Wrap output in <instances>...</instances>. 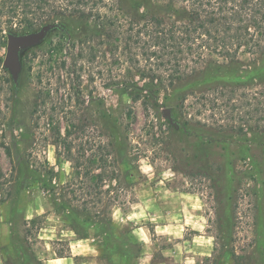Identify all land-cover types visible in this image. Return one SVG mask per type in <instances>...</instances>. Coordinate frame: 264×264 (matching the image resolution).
<instances>
[{
	"label": "rangeland",
	"instance_id": "1",
	"mask_svg": "<svg viewBox=\"0 0 264 264\" xmlns=\"http://www.w3.org/2000/svg\"><path fill=\"white\" fill-rule=\"evenodd\" d=\"M63 23L77 29L81 20L69 16ZM2 32L0 221L11 239L4 264L29 263L20 243L44 262L72 254V238L77 235L56 211L60 199H54L52 186L59 194L61 186L68 183L66 191L77 185L70 178L71 162L59 154L57 128L64 134L71 129L73 149L84 145L87 155H101V145L110 141L120 150L123 163L116 178L106 179L105 197L113 202L117 227L147 231L149 243L137 264H216L217 194L229 191L232 184L238 187L235 249L250 252L257 264H264V147L250 141L251 132L240 134L242 128L264 125L260 110L264 89L258 79L246 82L241 72L218 77L213 67L198 75L206 64L197 65L194 73L192 65L187 70L191 84L163 89L159 106L146 108L124 89L125 84L141 86L148 78L141 76L142 71H150L155 63L146 59L145 42L112 52L110 43L95 38L92 47L66 43L56 52L52 49L62 36L54 29L42 43L22 52L15 84L3 61L8 34L31 31L8 32L5 26ZM254 58L240 55L245 64ZM170 106L189 126H170L165 114ZM255 163L260 174L251 179L246 175ZM157 224L170 225L174 232H158ZM142 228L138 237L147 239ZM94 238L90 247L78 248L86 254L73 257L76 264L92 258L93 264H128L119 254L123 239L105 232Z\"/></svg>",
	"mask_w": 264,
	"mask_h": 264
},
{
	"label": "trees",
	"instance_id": "2",
	"mask_svg": "<svg viewBox=\"0 0 264 264\" xmlns=\"http://www.w3.org/2000/svg\"><path fill=\"white\" fill-rule=\"evenodd\" d=\"M69 16L81 20L77 29L63 23ZM49 23H56L49 32L55 29L62 36L52 49L56 52L63 50L66 43L72 47L77 42L91 46L95 38L110 43L112 52L126 47L132 49L135 43L145 42L148 49L146 59L150 63L155 61V66L152 65L148 72L142 71L141 76L148 78L141 86L125 84L124 89L130 99L141 100L146 108L159 106L163 89L178 90L191 84L193 77L190 78L187 70L192 65L191 73H194L200 67L197 65L206 64L199 69L198 75L211 67L218 77L227 73L239 76L241 72L246 82L258 79L264 89V0H0L1 34H5L2 32L5 26L8 32L14 29L25 32ZM242 54L256 58L245 64L240 59ZM50 56L52 59L53 53ZM159 69L164 72L158 73ZM260 110L264 112V90ZM165 114L172 128L178 129L181 124L189 126L188 121L182 123L177 119L173 106L167 108ZM248 132H251L249 139L252 143L264 147V125L249 131L240 129L242 135ZM57 135L56 144L62 147L59 154L71 162L70 178L77 186L63 191L69 187L67 183L60 187L62 192L59 194L55 185L52 186L54 199H60L56 211L66 217L77 238L96 237L105 232L117 240L123 239L119 254L128 259V264H136L141 244L129 231L120 229V233H116L113 202L105 197L109 191L104 188L106 179L116 178L117 167L123 163L120 150L110 141L101 145V155L95 152L87 155L84 145L79 144L73 149L76 143L71 129H66L64 134L57 128ZM109 167H112L111 174L108 173ZM247 172L246 176L251 179L255 174L259 176L258 164H253ZM237 190L238 187L232 184L229 191L217 194L216 264H257L253 254H240L235 249L237 212L234 202ZM75 200H82L81 205L73 204ZM20 246L28 264L45 263L23 243Z\"/></svg>",
	"mask_w": 264,
	"mask_h": 264
},
{
	"label": "crops",
	"instance_id": "3",
	"mask_svg": "<svg viewBox=\"0 0 264 264\" xmlns=\"http://www.w3.org/2000/svg\"><path fill=\"white\" fill-rule=\"evenodd\" d=\"M122 219L124 220V217H122ZM156 229L158 232H162L164 233H170V232H174L173 228L170 225H162V224H157L155 225ZM142 227H137L135 228L133 231H131V234L134 235V237L136 238V241L139 242L141 244V254L143 255V253H145V245H147L149 243V236H147V231L145 230V228H142L143 230V234H146V238H142V237H138L140 235V232L138 231L139 229H141ZM160 228V229H159ZM121 229V227H117L116 229V233L119 234V230ZM71 232L73 234L74 231L71 230ZM150 232V231H149ZM143 235V236H144ZM142 238V240L140 239ZM10 235L9 233H7V231H5L4 229V224L2 221H0V264H4V262L8 259L7 257V247L10 244ZM95 240L94 237H90V238H77V236H74L72 238V242L74 243L73 248H72V256H65V257H61L60 260L56 259V258H50L48 259V261H46L44 264H76V261L73 257L82 254V252L85 253V251H78V248L84 247V248H88L91 245H93V241ZM86 254V253H85ZM141 254L139 257H141ZM172 255L174 256V253H172ZM138 257V258H139ZM95 259V258H94ZM93 258L90 260V262H82L81 264H93ZM139 260V259H138ZM97 263V261H96ZM164 263L163 261L160 263H156V264H162ZM137 264V263H136Z\"/></svg>",
	"mask_w": 264,
	"mask_h": 264
},
{
	"label": "water",
	"instance_id": "4",
	"mask_svg": "<svg viewBox=\"0 0 264 264\" xmlns=\"http://www.w3.org/2000/svg\"><path fill=\"white\" fill-rule=\"evenodd\" d=\"M56 23L41 26L38 30L27 33H9L7 38L4 66L12 74L14 81L19 80L22 70V52L42 43Z\"/></svg>",
	"mask_w": 264,
	"mask_h": 264
}]
</instances>
